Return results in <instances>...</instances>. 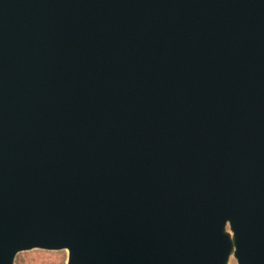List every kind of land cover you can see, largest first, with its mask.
<instances>
[{
    "label": "water",
    "instance_id": "water-1",
    "mask_svg": "<svg viewBox=\"0 0 264 264\" xmlns=\"http://www.w3.org/2000/svg\"><path fill=\"white\" fill-rule=\"evenodd\" d=\"M264 264V0H0V264Z\"/></svg>",
    "mask_w": 264,
    "mask_h": 264
},
{
    "label": "rangeland",
    "instance_id": "rangeland-1",
    "mask_svg": "<svg viewBox=\"0 0 264 264\" xmlns=\"http://www.w3.org/2000/svg\"><path fill=\"white\" fill-rule=\"evenodd\" d=\"M68 251H49L43 249H33L24 251L17 255L15 264H67ZM230 264H238L233 257Z\"/></svg>",
    "mask_w": 264,
    "mask_h": 264
}]
</instances>
